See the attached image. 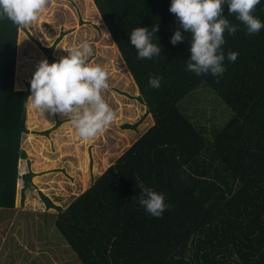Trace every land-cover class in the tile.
I'll return each mask as SVG.
<instances>
[{
	"label": "trees",
	"instance_id": "obj_1",
	"mask_svg": "<svg viewBox=\"0 0 264 264\" xmlns=\"http://www.w3.org/2000/svg\"><path fill=\"white\" fill-rule=\"evenodd\" d=\"M91 1L154 122L64 210L41 195L47 209L58 210L55 228L79 264H264V28L249 35L224 3L223 17L238 27L224 33L226 71L197 76L186 67L191 33L180 29L184 41L170 42L179 27L171 0ZM253 15L264 23V0ZM155 24L160 57L139 59L130 33ZM18 28L0 18V209L9 210L17 160L25 158L19 142L31 93L30 82L24 91L12 87ZM41 49L54 62L52 47ZM229 51L238 53L234 63ZM153 75L163 77L159 89L149 85ZM200 86L233 112L224 126L196 125L179 107ZM140 119L121 127L135 129ZM141 182L165 194L170 208L162 218L133 202Z\"/></svg>",
	"mask_w": 264,
	"mask_h": 264
},
{
	"label": "rangeland",
	"instance_id": "obj_2",
	"mask_svg": "<svg viewBox=\"0 0 264 264\" xmlns=\"http://www.w3.org/2000/svg\"><path fill=\"white\" fill-rule=\"evenodd\" d=\"M83 41L93 48L88 62L107 70L109 87L102 96L117 119L95 138L84 140L67 117L32 107L30 111L26 99L27 132L20 135L19 142L25 158L17 160L14 206L12 210L0 209V264H79L55 228L58 210L47 209L41 195L64 210L154 122L136 100L138 91L132 76L91 0H49L35 22L18 28L13 89L26 90L38 64L47 59L41 46L52 47L54 62H58L68 55L65 49ZM178 105L204 128L222 127L233 117L231 109L205 86ZM139 119L135 129L121 127ZM28 171L32 176L24 183L21 176Z\"/></svg>",
	"mask_w": 264,
	"mask_h": 264
},
{
	"label": "clouds",
	"instance_id": "obj_3",
	"mask_svg": "<svg viewBox=\"0 0 264 264\" xmlns=\"http://www.w3.org/2000/svg\"><path fill=\"white\" fill-rule=\"evenodd\" d=\"M49 0H0V18L10 20L14 25L24 27L35 22L46 10ZM228 4L229 16L235 14L249 35L259 34L264 28L259 18L253 15L260 0H171L169 11L177 17L179 27L171 37V43H182L184 32L191 33V56L186 62L187 71L197 76H222L224 66V33L234 35L238 27L222 15V5ZM159 31V25L152 29L137 27L130 33V43L135 47L139 59L160 57L162 48L153 42V36ZM107 36V34H105ZM156 37V35H155ZM157 39V38H156ZM68 53L58 62L51 64L42 60L30 82L31 95L27 98V107L42 113L61 114L67 117L84 140L95 138L117 119V113L102 96L108 85V73L100 65L88 62L93 55L92 45L83 41L65 49ZM237 52L229 51L227 60L235 62ZM163 77L153 75L149 85L159 89ZM140 189L137 199L145 211L155 217L170 208L166 204L164 193H157L142 182L136 185Z\"/></svg>",
	"mask_w": 264,
	"mask_h": 264
},
{
	"label": "crops",
	"instance_id": "obj_4",
	"mask_svg": "<svg viewBox=\"0 0 264 264\" xmlns=\"http://www.w3.org/2000/svg\"><path fill=\"white\" fill-rule=\"evenodd\" d=\"M10 222V220L8 221V223ZM11 223H9L8 225H10ZM14 238H16V237H14ZM5 240V237L3 236V237H1V242H3ZM1 246H2V244H0ZM1 246H0V250H2V252H3V247L1 248Z\"/></svg>",
	"mask_w": 264,
	"mask_h": 264
}]
</instances>
